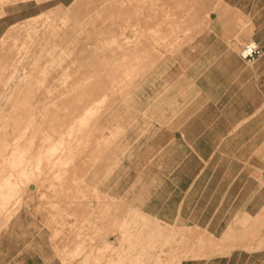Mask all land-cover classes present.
I'll use <instances>...</instances> for the list:
<instances>
[{"label": "rangeland", "instance_id": "374dc122", "mask_svg": "<svg viewBox=\"0 0 264 264\" xmlns=\"http://www.w3.org/2000/svg\"><path fill=\"white\" fill-rule=\"evenodd\" d=\"M179 1L44 0L40 5L30 2L27 6L28 12L23 14V20L16 23L11 21L13 25L5 32L3 31L0 37V89L5 88L15 73L14 70L19 69V76L9 83L11 91H16L14 94L11 93L13 101L10 106L12 109L17 108V113L23 115L26 121H31L30 125L35 127L34 130L28 131L25 137L26 144L32 134H35L36 138L33 144L26 146L29 149L26 161L21 165L19 163L13 165L8 161L6 171L8 173L19 172L22 169L33 170L34 156L47 150L50 144L65 134L73 121L83 113L85 107L102 94L104 85H109V87L114 85L110 88L109 104L101 108L103 110L86 125L85 131L76 130L80 136H84L89 150L92 141L96 149V137L95 134L91 135V128L95 130L99 117L129 90L132 83L129 82L128 86L122 88L120 80L127 71L132 72L133 78L137 77L140 72L138 73L135 69L148 61L150 53L158 50L155 56L159 57L162 54V58L157 61L155 71L149 74L132 100L123 106L114 116L115 118L110 121V125L121 128V133L112 147L115 149L120 144L127 148L119 166H115L103 179L104 181L98 182V187L102 192L118 201L119 212L122 215L129 209H140L151 218L157 219L166 229L165 233L125 232V239L132 240L131 244L139 245L126 248L125 261L138 250L141 253L147 252L141 256L146 264H157L159 259L163 264H177L183 257H187L184 260L197 259L192 258L197 256L210 258L217 254H229L234 249H240L252 253V264H264V210L260 214L261 209L257 205L249 209L254 212V215L239 211L231 214L228 217V229L223 233L221 231L208 232L204 225L190 223L186 219L176 220L175 204L181 194L187 190V170L193 169L188 168L186 164V156L189 153L173 141L179 133L182 107H185V110L187 107L186 93L191 90L193 84L191 82L194 81L191 75H195V73H189L188 77L186 72V67L196 62L197 58L195 51L188 52L186 44L189 37H195L207 27L205 24L182 22L183 19H187V16H192V12L193 15L201 14L202 9L193 7L198 0H183L192 5L188 7H182L178 4ZM205 3L210 4L212 0H205ZM208 9L209 13L206 11L204 15L210 19L211 8ZM25 15L27 17H24ZM190 18L192 17L188 19ZM181 32H188L183 40L181 36H178ZM4 35L6 36L3 37ZM29 35L32 38L40 36L38 45L31 55H27L25 51L32 40L28 39ZM111 37H115L121 47L118 48L117 44H109ZM246 42H243L240 48ZM55 46L58 47L54 50L56 55L64 51V61L50 78L55 80L49 82L46 88L62 91L65 87L63 85L65 69L70 74V83L85 85L83 95L69 103H63L44 92L38 97L32 96L34 92L25 94L31 88L35 91L36 88L33 87L36 86L35 80L40 70L48 69L51 60L49 51ZM184 47L185 50H183ZM30 73L33 74L31 79H28L27 76ZM88 77L93 80L87 81ZM55 100L58 103H55ZM77 128L80 127L77 126ZM105 133L109 135L110 131L106 130ZM166 146L168 150L163 154ZM85 150L86 147L84 150H79L75 159L67 166L61 161L59 167L41 171L36 177L34 175L29 177L27 188L22 193V205L28 201L32 202L18 218L13 220L14 226L9 230L7 241L2 247L4 252H8L9 258L17 249L24 247L43 248L46 256L51 257L57 254L61 257L55 242L51 240V232L45 226L46 216L35 212L39 202L48 204L50 207L57 205L52 204L53 199L38 200L33 192L50 191L53 193L56 191L60 199L62 198V203H74V199L69 200L68 192L75 186L72 177L75 173L84 170ZM12 153H9V157ZM238 154L243 158L251 159L253 164H259L263 153ZM53 169L58 172L59 176L68 169L63 181L65 182L64 190H56L58 182L54 178L55 184L46 180L53 177ZM252 171L255 177L264 182L262 177L264 168H254ZM3 176L4 174H0V178ZM51 185H54L55 189ZM41 197L46 196L42 194ZM165 198H170L168 201L169 204L171 203V209L169 207L166 210L162 206ZM108 201L111 202V200ZM242 204L243 199L238 203V208ZM165 215L169 220L168 224L163 221ZM5 229L7 228H1L0 234ZM181 229L183 232H177ZM119 235L120 233L114 232L108 238L111 242H115ZM65 236L69 240L73 237L66 233L59 239ZM147 238H153L156 247L150 249L143 247L142 244ZM99 240L98 236L93 241V247L100 245ZM259 242H262V246ZM229 244H239L241 247L229 248L227 246ZM87 245L92 244L88 242ZM244 245H247L248 249L251 246L253 250L242 247ZM256 246L263 248L256 250ZM101 253L104 257L94 264H108L105 260L108 253L104 250H101ZM7 261L8 258L4 259L2 255L0 264ZM65 263L74 262L68 260Z\"/></svg>", "mask_w": 264, "mask_h": 264}, {"label": "crops", "instance_id": "0c3cea01", "mask_svg": "<svg viewBox=\"0 0 264 264\" xmlns=\"http://www.w3.org/2000/svg\"><path fill=\"white\" fill-rule=\"evenodd\" d=\"M30 2L40 5L44 0H0V37L13 25L11 21L23 20ZM179 2L182 7L192 6L183 0ZM193 7L202 9L201 14L193 15L192 12V16H187L182 22L205 24L207 27L195 37H189L186 44L188 52L195 51L197 55L196 62L188 65L186 72L188 77L189 73L195 75H191L194 81L191 82V90L186 93L187 107L186 110L182 107L179 133L173 141L189 153L186 164L193 169L187 170V190L175 204V216L176 220L186 219L190 223L202 224L208 232L223 233L228 229L231 214L239 211L254 215L249 209L256 205L261 209L260 214L264 210V182L252 171L264 168V54L253 63H247L238 53L245 41H255L264 49V0H212L210 4L198 0ZM208 8H211L210 19L204 15L206 11L209 13ZM187 34L181 32L178 36L183 40ZM157 51L150 53L148 61L135 69L140 74L132 80L129 90L99 117L95 130L91 128V135L96 137V149L94 141L90 150L86 144L84 170L72 177L75 186L68 193L69 200L74 199V203L68 202L69 207L65 208L56 191L33 192L38 200L53 199L52 204L57 205L50 207L39 202L35 212L46 216L45 226L51 232V240L55 242L62 259L57 254L46 256L43 248H19L11 258L8 252H4L2 247L14 226L12 222L28 208L32 202L28 201L1 227L7 229L0 234V262L4 255V259L9 261L4 264H67L68 260L73 261L72 264L76 260L77 264H94L104 257L101 253L104 250L108 253L105 258L108 264H120L126 259V248L139 246L125 239V232L165 233V227L157 219L140 209H129L122 215L118 201L98 187V182L104 181L111 170L119 166L127 148L120 144L115 149L112 147L121 128L110 125V121L132 100L149 74L155 71L157 61L162 58V54L155 56ZM106 130L110 131L109 135ZM167 146L163 154L168 150ZM245 152L263 153L261 162L253 164L251 159L238 154ZM262 177L264 180V174ZM242 199L243 204L238 208ZM168 200L170 198H165L162 204L166 210L171 209ZM166 215L162 220L168 224ZM114 232L120 235L115 242H111L108 237ZM66 233L73 237L70 240L66 236L59 239ZM98 236L101 243L93 247V241ZM88 242L92 245H87ZM144 242L143 247H156L153 238ZM227 246L241 247L239 244ZM242 247L248 249L247 245ZM199 257L184 260L186 257L177 264H252L253 255L234 249L229 254Z\"/></svg>", "mask_w": 264, "mask_h": 264}, {"label": "bare ground", "instance_id": "6f19581e", "mask_svg": "<svg viewBox=\"0 0 264 264\" xmlns=\"http://www.w3.org/2000/svg\"><path fill=\"white\" fill-rule=\"evenodd\" d=\"M29 38L32 40L25 50L27 55H31L33 53V50L38 45L37 42L40 36L37 35L36 37L32 38V36L29 35L28 39ZM117 42L118 41L115 37H111L109 39V44H117L118 48L121 47V44H118ZM57 48L58 47L55 46L52 48V50L49 51V54L51 55L49 67L47 70H40L41 72L35 80L36 86H33L36 88L35 91L34 88H31L25 92L26 95H28V93L31 94L34 92L32 96L38 97L41 95V93L44 92L51 95L52 97H55L59 101H63V103L72 102L73 100H75V98L81 97L83 95L82 91L85 85L81 86L70 83V74L66 72V69L63 73V85L65 87L62 91L58 92L53 88H46L49 82H53L55 80L50 78L52 74L59 69V65H61L64 61V51H62L58 55L54 53V50H56ZM14 72V74L11 76L10 81L5 85V88L3 90L0 89V174H4V176L0 178V228L8 221V219L16 212V210L22 206V193L27 188V184L29 181L28 179L30 176L34 175L36 177L38 176L37 173H41V171L44 172L46 170L59 167V165H61V161L65 166H67L72 163V161L75 159L74 157L79 153V150L81 151V149H85L86 142L84 140V136H80L77 131H85L87 128L86 125H88L90 121L95 119L103 110L101 108L109 104L111 97L110 88L114 87V85H110V87L109 85H104L102 87V94L96 99L92 100V102H90L85 107L83 113L78 116L75 121H73L65 134L61 136V138L50 144L47 147V150L34 156L35 158L32 162L34 168L33 170L22 169L19 172L11 171L7 173L6 165L8 161L13 165H16L17 163L21 165L24 161H26L27 152L29 150L28 148H26V146L33 144L34 138H36V135L32 134L28 143L26 144L25 137L28 134V131L34 130L35 127H33L34 125H30L31 121H26L23 115H19L17 113V108L12 109V107L10 106L11 101H13L11 93L14 94L16 91H11L9 83H11L13 79L19 76V69H15ZM32 74L33 73H30L27 78L31 79ZM133 79L134 78L132 72L127 71L124 74L123 78L120 80L122 88L128 86L129 82H132ZM86 80L91 81L93 79L91 77H88ZM117 85H119V83ZM20 91L23 92V90ZM122 93L123 92H121V94ZM55 103L58 102L55 100ZM29 115L31 116V113ZM77 126H79L80 128H77ZM77 135L79 136L76 137ZM10 152H13L11 157H9ZM66 171H63L59 176L58 172L53 169V177H49L46 180L50 181V183L53 182V184H55V179L58 182L56 190H64L65 182L63 183V181ZM67 181H69V179H67ZM51 186L53 189H55L54 185ZM67 206L68 203L65 204V208ZM261 243L262 242H259L260 246H262ZM255 248H257V246ZM146 253L147 252L139 254L137 253L134 255L131 254L128 260L120 261V264H146V261L141 257ZM156 263L163 264L160 259L157 260Z\"/></svg>", "mask_w": 264, "mask_h": 264}, {"label": "built area", "instance_id": "2783aa9c", "mask_svg": "<svg viewBox=\"0 0 264 264\" xmlns=\"http://www.w3.org/2000/svg\"><path fill=\"white\" fill-rule=\"evenodd\" d=\"M264 54V49L255 41H247L239 50L240 57L247 63H253Z\"/></svg>", "mask_w": 264, "mask_h": 264}]
</instances>
